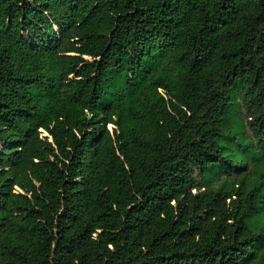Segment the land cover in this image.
Here are the masks:
<instances>
[{"label":"trees","instance_id":"trees-1","mask_svg":"<svg viewBox=\"0 0 264 264\" xmlns=\"http://www.w3.org/2000/svg\"><path fill=\"white\" fill-rule=\"evenodd\" d=\"M234 99L245 152L264 0H0V264H264Z\"/></svg>","mask_w":264,"mask_h":264},{"label":"rangeland","instance_id":"rangeland-1","mask_svg":"<svg viewBox=\"0 0 264 264\" xmlns=\"http://www.w3.org/2000/svg\"><path fill=\"white\" fill-rule=\"evenodd\" d=\"M237 93L238 89L231 90V97L234 98ZM232 103L234 104L232 107L233 111H230L227 115L228 120L226 121L225 129L231 127L236 134V167H241L243 164L247 166L246 170L238 171L236 179H245L247 185L251 187L261 180L264 181L261 178V175L264 173V142H259L257 145L252 144L247 151H243V145H248L247 141L249 138L247 137L244 122L239 115H236L237 106L235 99ZM253 158H256V160Z\"/></svg>","mask_w":264,"mask_h":264}]
</instances>
